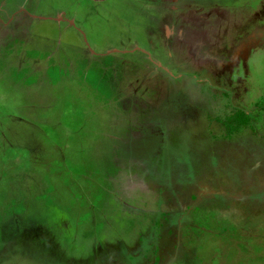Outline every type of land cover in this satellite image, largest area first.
<instances>
[{"label":"rangeland","instance_id":"rangeland-1","mask_svg":"<svg viewBox=\"0 0 264 264\" xmlns=\"http://www.w3.org/2000/svg\"><path fill=\"white\" fill-rule=\"evenodd\" d=\"M0 264H264V0H0Z\"/></svg>","mask_w":264,"mask_h":264}]
</instances>
